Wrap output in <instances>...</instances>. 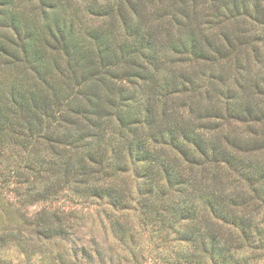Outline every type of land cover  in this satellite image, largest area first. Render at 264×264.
<instances>
[{
	"label": "trees",
	"instance_id": "obj_1",
	"mask_svg": "<svg viewBox=\"0 0 264 264\" xmlns=\"http://www.w3.org/2000/svg\"><path fill=\"white\" fill-rule=\"evenodd\" d=\"M31 1L0 0V165L23 156L11 182L23 165L60 185L81 176L83 195L121 210L112 226L123 238L131 215L188 243L184 264H231L252 232L264 238L254 220L264 209V0H173L170 19L155 9L143 24L149 0H90L92 14L118 11V21L81 25L83 36L74 0H37L33 11ZM225 63L237 92L216 74ZM129 163L132 191L113 176Z\"/></svg>",
	"mask_w": 264,
	"mask_h": 264
},
{
	"label": "rangeland",
	"instance_id": "obj_2",
	"mask_svg": "<svg viewBox=\"0 0 264 264\" xmlns=\"http://www.w3.org/2000/svg\"><path fill=\"white\" fill-rule=\"evenodd\" d=\"M74 1L79 8L74 20V28H77L78 35L83 36V30L78 28L81 25L97 26L102 23L113 26V21L116 25L118 11L113 18L96 16L90 12L92 7L90 0ZM172 1L158 0L154 3L149 0L143 6V12L140 10L141 19L137 20L141 24H143L144 18L147 19V23L153 21L152 14L155 9H159L160 12L157 11L159 15L163 14L167 19H170L168 16L169 4ZM31 2V10H36L38 1L32 0ZM100 3L102 2L98 0L97 7L101 6ZM198 7L201 8V4ZM198 12H200L199 9ZM165 21L164 25L169 27L168 20ZM156 25L163 31L162 25L157 23ZM175 29L178 31V28L175 27ZM184 66H188V63ZM218 66H221L222 70L216 74L221 71L225 72L226 83L237 92L241 87L240 84L236 85L233 79L237 71L232 68L231 64L225 63ZM245 72L246 70L240 73ZM250 75L254 76L252 72ZM157 77L161 76L158 74ZM241 81V83L244 82L242 79ZM248 86L253 90L251 82L250 84L248 82ZM166 97L163 100L158 99V102L150 97L149 101L160 108L163 103H167L163 102ZM186 98L185 91L172 96V101H170V103L173 102L172 109H176L175 106L180 105ZM185 104L187 105V102ZM177 109L180 108L177 107ZM112 125L107 126L105 134V142L109 144V148H111L112 138L116 135ZM243 128L245 125H242ZM108 139H110V143ZM59 151L63 153V148H59ZM26 154L27 152L23 153V155ZM22 157L12 156L9 161H12L11 165L17 168L16 164L18 165ZM1 163L0 264H184V251L188 248V243L179 241L174 234L165 235L144 231L143 227L134 224L131 215L122 222L125 221L129 225L133 223V230L128 226L129 234L123 238L112 226L115 223V217H119L121 214V210L112 209L98 197L83 195L84 184L81 176L80 182L74 181L69 185L64 183L60 185L57 174L44 171L40 179H35L36 175L31 174V171L23 165L17 172L20 175L19 179L17 176V182L12 183V166H7L9 164H7V160L1 161ZM85 163L88 164L87 161ZM127 168L128 170L124 174L117 172L113 176L116 178V182L124 181L122 185L124 184L125 188L128 187L132 191L137 184L133 177L134 168L130 163ZM37 169L38 167L35 168V171ZM46 173L47 175H45ZM46 177L48 180L44 179ZM48 186L52 188V192L47 198L46 196L42 198L44 189H47ZM254 220L257 228L263 229L264 234V209L258 212ZM58 223L62 228V232L59 234ZM231 230L228 229L224 233L230 235L233 232ZM252 235V248L244 245L239 247L238 252L235 249V260L231 264H264V238H259L257 230L252 232ZM250 239L251 237L246 241L249 242ZM200 240L197 238L195 244L191 243L193 248L195 246L198 249L196 251L198 258L203 253L199 247ZM260 245V248H256ZM205 264H209V262Z\"/></svg>",
	"mask_w": 264,
	"mask_h": 264
}]
</instances>
